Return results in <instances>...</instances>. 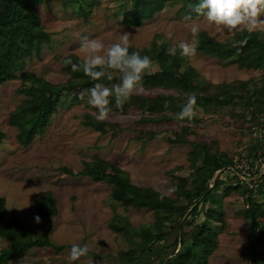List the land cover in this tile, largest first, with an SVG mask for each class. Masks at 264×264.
<instances>
[{
  "label": "rangeland",
  "instance_id": "374dc122",
  "mask_svg": "<svg viewBox=\"0 0 264 264\" xmlns=\"http://www.w3.org/2000/svg\"><path fill=\"white\" fill-rule=\"evenodd\" d=\"M122 2L97 0L87 17L78 14L73 7H64L61 0L36 5L34 11L50 35V42L20 57L23 70L53 84L65 83L70 75L63 68V60L74 55L81 61L83 54L79 47L85 37L100 39L109 45L118 42L119 35L127 32L130 34V53L145 48L156 51L174 48L180 52L178 45L192 40V23L184 20L188 14L181 10L180 3L166 7L139 27H131L122 23ZM193 20L199 32L204 31L217 41L232 36L219 34L203 18L193 17ZM243 34L251 39L258 34L264 35V30ZM184 59L199 78L211 84L248 81L263 73L259 68L239 69L235 63L222 62L199 51ZM77 75L86 77L82 71ZM19 87L18 78L0 83V133L3 135L0 142V197L5 200V218L15 217L22 226L39 232L43 218L37 212V200L46 193L53 198L56 214L49 222L53 246L33 248L9 264H116L120 255L127 251L128 244L111 229L114 215L127 219L128 242L135 246L136 242L141 243L139 235L154 221L155 214L146 209L115 205L110 200L109 185L78 175L83 162L95 158L108 161L127 172L133 184L173 197V193L168 192L172 188L170 183L186 177L191 170L192 147L189 143L195 141L214 143L216 152L224 153L234 161L235 173L241 171L237 176L227 172L219 176L217 197L222 201L223 225L216 229L215 238L206 252L205 264H248V230L238 215L245 207V197L235 192L224 195L222 189L228 179L232 182L239 179L247 183L253 181L247 169L246 154L249 145L255 140L261 141L264 136V114L243 113L231 107L203 106L195 108L196 115L189 124L177 122L171 112L147 116L131 109L126 115L111 112L102 125L89 128L82 124L84 115L93 113L85 103L87 97L83 103L69 97L58 105L50 104L54 113L44 133L24 146L18 141L19 126L10 123L11 112L23 101L30 100V97L16 93ZM80 93L74 92L77 100ZM137 95L153 98L159 103L169 101L171 106L178 96L175 90L165 86L143 89ZM154 117L164 118L153 121ZM182 133H186L188 142L179 144L174 135ZM260 169L264 173V163ZM260 185L264 191V179L260 180ZM182 186L187 191L196 187L189 181ZM208 208L206 205L204 211ZM202 218L200 215L195 221L199 223ZM175 234L166 243L156 245L157 250L148 256L150 264H165L168 260L171 264H186L173 254ZM74 244L87 245L89 251L86 257L72 262L69 252ZM8 246L9 242L0 238V250Z\"/></svg>",
  "mask_w": 264,
  "mask_h": 264
},
{
  "label": "trees",
  "instance_id": "16d2710c",
  "mask_svg": "<svg viewBox=\"0 0 264 264\" xmlns=\"http://www.w3.org/2000/svg\"><path fill=\"white\" fill-rule=\"evenodd\" d=\"M50 1L52 0H0V83L18 78L20 87L16 93L30 97V100L18 105L10 116V123L19 126L18 141L24 146L29 145L37 135L44 133L54 113V109L50 107L51 103L58 105L69 97L83 103L85 101L79 98L77 100L74 92H82L93 84L88 77H79L78 72H72L71 66L65 64L67 59L80 63L81 61L74 55H69L63 60V68L70 75L63 84L50 83L32 72L23 70L24 63L20 57L31 54L33 49L50 42V35L45 32L34 11L36 5ZM61 2L64 7H73L78 14L87 17L97 0ZM197 2L198 0H123L120 5L122 23L126 26L139 27L166 7L178 3L181 4L183 12L196 17L194 13H190L189 5ZM198 40L197 51L222 62L235 63L239 69L259 68L263 73L258 78H251L248 81L211 84L199 78L194 69L187 66L179 51L169 54L167 48H162L161 51L154 48L135 49L132 52L148 56L153 62L150 74L144 76L143 89L165 86L175 90L178 96L172 106L166 101L168 107L165 108V102L159 103L153 98L134 94L122 109L116 108L113 103L110 106L112 112L126 115L129 110L135 109L147 116L162 115L164 112L175 115L185 103L186 94L195 93L196 108L231 107L234 110L238 108L243 113L263 115L264 35L258 34L247 39L243 33H236L220 42L206 32L200 31ZM242 40H247V43L241 44ZM118 82V73H113L112 81L106 79L103 81L107 86ZM162 118L164 117H154L152 120L159 121ZM84 119L82 124L85 127L95 128L103 124L90 113H86ZM185 136L186 133L174 135L179 144L188 142ZM2 138L3 135L0 133V142ZM189 144L192 147L191 170L186 177L170 183L175 188L172 192L173 197L165 194L163 199L160 198L162 192L133 184L127 172L108 161L95 158L83 162L78 175L109 185L110 200L115 205L146 209L155 214L154 221L144 227L139 235L141 243L136 242L135 246L128 242L127 219L118 214L114 215L111 229L128 244L127 251L120 255L116 264H150L148 256L157 250L156 245L166 243L175 232L172 250L175 258L185 261L186 264L206 263V252L215 238L216 229L223 225L222 201L217 197L220 190L219 176L222 172L234 173L237 176L241 171L235 173L234 168L237 166L234 161L226 154L216 152L214 143L195 141ZM263 153L264 136L261 141L255 140L247 148L246 158L249 162L247 169L253 181L247 183L239 179L232 182V179H228L226 184L223 183L225 185L222 189L224 195L235 192L245 197V207L238 211V215L242 217L248 230V264H264V191L260 185V180L264 179V173L260 169L264 163ZM64 170L68 175H72L70 171ZM260 175H262L260 180H256ZM185 181L195 185V189L187 191L182 186ZM206 205H209V208L204 211ZM37 212L43 218L39 232L22 226L15 217L6 219L5 200L0 197V238L9 242L8 247L0 250V264L18 260L33 248L53 246L50 241L49 222L56 214V207L50 193L39 197ZM200 215L203 218L197 223L195 219ZM189 217L192 218L191 222L188 221ZM187 227L189 230L185 231ZM200 239V243H197ZM165 264H171V260Z\"/></svg>",
  "mask_w": 264,
  "mask_h": 264
},
{
  "label": "clouds",
  "instance_id": "9594fccd",
  "mask_svg": "<svg viewBox=\"0 0 264 264\" xmlns=\"http://www.w3.org/2000/svg\"><path fill=\"white\" fill-rule=\"evenodd\" d=\"M190 13L197 18H203L206 24L215 29L221 35H235L247 32L252 34L264 30V0H198L197 3L189 5ZM186 22H191L192 40L181 42L178 47L183 57L191 58L196 55L199 44V27L193 16L186 15ZM129 33L123 32L118 37V42L105 45L100 39H88L85 37L79 47L82 53L80 63H74L67 59L65 64L71 66L72 72L82 71L83 74L93 82L92 87L87 88L79 94L84 100L87 97V105L95 110L92 114L99 122L110 118L113 103L116 108L122 109L130 102L134 94L143 91V79L145 74H150L152 60L148 56H141L139 52H129ZM172 33H168L171 39ZM242 40L241 44H246ZM169 54H175V49L170 48ZM113 73L119 74V82L107 86L103 81L113 80ZM186 101L181 110L175 114L177 122L193 121L196 112L197 98L195 93H187ZM168 107L165 102V108ZM175 188H169L168 192H174ZM164 193L160 198H164ZM39 222V217H36ZM87 245L74 244L69 252V260L72 262L80 260L88 255Z\"/></svg>",
  "mask_w": 264,
  "mask_h": 264
}]
</instances>
